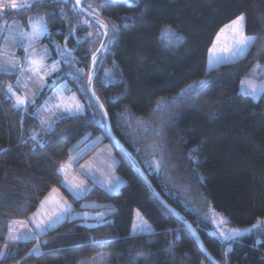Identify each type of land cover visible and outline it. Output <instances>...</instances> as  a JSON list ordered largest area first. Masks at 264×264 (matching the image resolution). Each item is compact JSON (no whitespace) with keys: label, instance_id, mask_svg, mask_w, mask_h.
Instances as JSON below:
<instances>
[{"label":"trees","instance_id":"1","mask_svg":"<svg viewBox=\"0 0 264 264\" xmlns=\"http://www.w3.org/2000/svg\"><path fill=\"white\" fill-rule=\"evenodd\" d=\"M103 2L83 0L82 7L91 3L99 8ZM73 5L74 0H42L7 14L8 19L21 20L44 14L48 34L43 40L66 46L82 69L79 78H61L77 92L85 113L65 117L43 134L31 115L33 107L24 113L6 97L4 89L14 76L0 73V251L5 253L0 264H78L102 250L114 253L117 264H212L107 136L86 88L90 61L104 30L79 24L88 18L84 13L76 16ZM241 14L246 35L255 36L257 43L246 55L231 58L226 51L232 45L231 32L219 39L217 34ZM100 19L115 27L108 28L93 91L114 136L218 264H264V226L257 224L264 221V101L241 91L250 71L264 65V0L107 1ZM165 29L183 40L170 41ZM214 41L218 63H212L209 54ZM34 133L42 144L32 139ZM86 135H101L102 144L113 149L115 172L124 180L119 193L94 185L77 199L63 186L60 166ZM158 160L159 172L148 167ZM53 189L76 211L88 202L111 212L99 224L65 220L36 240H7L9 226L27 220ZM209 208L225 216L231 227H257L223 242L210 234L212 225L205 217ZM135 212L151 231L132 234ZM37 244L40 253L35 255L31 252Z\"/></svg>","mask_w":264,"mask_h":264},{"label":"rangeland","instance_id":"2","mask_svg":"<svg viewBox=\"0 0 264 264\" xmlns=\"http://www.w3.org/2000/svg\"><path fill=\"white\" fill-rule=\"evenodd\" d=\"M36 1H42V0H31V6ZM17 2L20 3L22 2V0H17ZM31 6L27 8H31ZM20 10L23 9H9L7 10L6 14H0V25L15 24L20 26L17 29V31L28 32L29 28L27 27V24L30 19L35 21L41 17L44 18V14L37 13L26 16L27 17L26 20L8 19L7 17L8 13H16L19 12ZM8 31L9 29L7 27L3 28L4 34H7ZM4 34H0V46H4L6 44ZM44 36H42L40 40L35 43V47L38 50L44 48L48 49V58L44 61V63L46 65H50L53 62L60 61L61 57L57 54V45H59V47L63 49L62 46H60V44H58L54 40H51L50 42L44 41L43 40ZM27 44L28 41L25 39L19 41V47H14L11 40L7 41L6 53L5 55L0 56V64L5 63L8 54H11L16 59L23 62L25 57V52L23 49ZM81 74H82V69L77 65L76 56L71 54V63L70 64L63 62L60 63L59 71L53 73L50 77H47L46 80L43 81V83H46L47 85H49V87H45L42 90H40L35 96V102L29 104L26 110L22 109L23 112L25 113L28 112V110L33 107L32 108L33 112L31 113V115L38 121L43 134L50 132L53 129V127L63 118L83 115L85 113L84 107L80 112L75 111L74 105L76 103H79L82 106L83 104L81 103L80 98H78L77 92L72 91L73 87L69 84L67 78H61L66 75H71L72 78H79ZM6 75H13L14 76L13 81L9 84H15L17 78L20 76V70L19 68H17L14 73L6 74ZM248 76L261 77L262 78L260 80L261 84H259L258 81L257 85L258 86L264 85V65L255 66L250 71ZM40 83L41 81H37L36 83H30L29 86L32 90H35L39 87ZM194 86L196 85L194 84ZM194 86L192 85V87ZM242 89H245L247 91L246 86L242 87ZM58 91L61 92V96L60 98H55L56 93ZM18 94L20 93L18 92ZM28 95L31 96L30 91ZM261 95L264 96V92H258L255 99H259ZM72 97H75L74 101L71 100ZM49 101H51L50 104L48 103ZM57 103H67L70 107H72L73 109L72 113L70 114L68 111H65L63 108L58 109L54 107L53 105ZM45 106L49 108V111L45 112L43 110ZM42 120L44 121L43 123H41ZM37 135H39V133L33 134V136H35L36 138L35 140L39 144H42V137H38ZM87 137L88 135L84 136L72 148L73 151L72 155L66 162L63 163V165H67L65 171L63 172L59 171L62 176L63 186L77 199L83 198L93 188L94 185L103 188L109 194L115 195L119 193L121 186L124 184V180L121 179L115 172L116 166L118 164V160L114 155L113 149L107 143L102 144L103 138L101 135L92 137L90 139H87ZM88 153H90V155L88 157L87 156L85 157V155ZM73 183H78L82 185L84 191L79 194H76L74 191H70V188H72ZM66 184L67 186H65ZM46 198H47V203H45L43 206L40 203L38 209L27 220H23L24 222L23 225L19 223L16 224L15 232H27L29 228L33 230L32 238L22 239L19 240L18 242L36 240L37 238L44 235L48 230L56 227L58 224L62 223L65 220L68 221L80 220V223L85 226L89 224H99L102 223L105 220V218L108 216V214L111 212L105 209L97 210V207H99L98 204L88 203V202L82 203L83 210L76 211L74 210L71 203L65 198V196L58 189H55V192H53L52 190L48 195H46V197L42 201H45ZM65 204L69 206V211L61 215L59 219H56L54 222L48 224L47 228H45L43 231L37 232L35 223L29 222L31 220H35L36 222H39V220L41 219L48 220L49 217H51L54 212L59 215ZM205 217L212 225V230L210 231V234L221 241L223 240L220 238L218 231L216 230L217 227H219L220 230L223 231H231L233 229L239 230L241 232V235H239L238 237L248 234L252 229H254L252 226L244 227V228L231 227L228 225V219L225 216H223L221 213L215 212L211 208H209L206 211ZM221 220H223L225 223L220 224ZM14 222H20V221H14ZM14 222L12 224H14ZM144 224L150 226L139 215V213L135 212L133 218V225H132V234H142L149 232V231L140 230ZM134 225L136 226L135 231H133ZM8 236H9V232L7 237ZM9 241H14V240H9ZM223 242H227V241H223ZM37 248L38 250H36ZM31 253L35 255L40 253V247L38 244L32 249ZM115 257L116 255L114 253L109 252L107 250H102L93 257H91L90 259L81 261L78 264H117V262L114 259Z\"/></svg>","mask_w":264,"mask_h":264},{"label":"snow or ice","instance_id":"3","mask_svg":"<svg viewBox=\"0 0 264 264\" xmlns=\"http://www.w3.org/2000/svg\"><path fill=\"white\" fill-rule=\"evenodd\" d=\"M66 4V0H64ZM31 6V0H22V2L18 3L17 0H0V14H6L7 10L9 9H24ZM107 6V0L105 2L101 3L99 5V8L92 7V4H88V8L85 9L82 7V0H75V4L73 5V8L71 11L76 15L80 16L82 13L87 12V16L92 18L91 22L89 19H84L82 21H78L79 24L88 25L89 27L92 26V24H96L98 28L105 29L104 35H108L107 29L109 27H112L114 29V25L110 26L105 21L100 19V12L103 8ZM61 12L63 13V9H61ZM7 27L9 29L7 34L3 33V28ZM19 25H0V34L5 35V41L6 44L4 46H0V56L5 55L6 53V47H7V41L11 40L14 47H19V41L21 40H27L28 44L24 47L25 57L23 62L16 59L11 54L7 55V59L4 64H0V72L4 74H12L15 72L17 68L20 70V76L17 78L15 84H8L5 87V95L8 99L13 100V107L20 110H26L27 106L29 104H32L35 102V96L37 93L42 90L45 87H49L46 83H43V81L46 80L47 77H50L53 73L59 71V65L60 63H71V50L68 49L66 46L65 48L61 49L59 45H57V54L61 57L60 61L53 62L50 65H46L44 61L48 58V49H40L38 50L35 47V43L40 40V38L44 35L48 34V27L47 22L43 17L39 18L38 20H29L27 27L29 28L28 32L24 31H17L19 28ZM75 30V26H73L70 29V32L68 35L65 36V40L67 41L68 36L73 34V31ZM225 31H229L232 34V45L229 49H227V54L231 58H236L237 56H244L246 55V52L250 47L257 43V38L255 36H248L246 35V24H245V16L241 14L238 16L235 20L231 22L230 25L225 26L224 29H221V33L217 34V39H219L220 35L224 33ZM91 35V33H89ZM164 35L166 38H168L170 41H176L180 42L183 40V37L176 36L175 33L171 32L168 29L164 30ZM104 45L102 44V47ZM260 46L264 47V39L260 40ZM99 51V50H97ZM210 57L213 58L211 60L212 63H218L221 59L219 54L216 51V42H213V48L209 49ZM93 63H96V57H93ZM259 71V69H258ZM255 75V74H254ZM89 80L91 82V75L89 77ZM37 81H41L39 84V87L35 90H32L30 88V83H36ZM203 83V82H201ZM242 87L246 86L247 95H251L253 98H255L258 94V92H264V85H256L252 82L251 79L247 81L241 82ZM192 86L189 85V88ZM15 89V90H14ZM29 91L31 92V96L28 95ZM184 92H187L188 89L183 90ZM18 92L20 94H18ZM95 95V93H93ZM61 92L58 91L56 93L55 98H60ZM71 100H75V97H72ZM49 104L51 101L48 102ZM56 108H63L65 111H68L70 114L72 113V107H70L67 103H57L53 105ZM75 111L80 112L82 111L83 106L79 103H76L74 105ZM45 112L49 111V108L47 106L43 109ZM44 121L42 120L41 123ZM33 140H35V136L32 137ZM148 163V162H146ZM67 165H61L59 171L63 172L65 171V168ZM148 167L152 168L154 167L157 172H159L162 168L161 161H153L151 163H148ZM67 186V184L65 185ZM70 191H74L76 194H79L84 191V188L82 185L78 183H73L72 188H70ZM53 192H55V189H53ZM47 203V198L45 201H42V206ZM69 211V206L65 204L63 206L62 211L60 214H56L55 212L52 214L51 217H49L48 220L41 219L39 222H36L35 220L29 221L30 223H35V227L37 232L43 231L45 228H47L48 224L54 222L56 219H59L61 215ZM19 223L21 225L24 224L23 221L20 222H14V224L9 226V236L7 237V240H14L19 241L22 239H29L32 238L33 230L29 228L27 232H15L16 224ZM225 223L223 220L220 221V224ZM262 222L258 221L257 224H261ZM253 228H256L257 225H253ZM136 230V226L134 225L133 231ZM141 231H151L150 226L144 224L141 229ZM218 231V234L220 238L223 241H233L236 237L241 235V232L239 230L233 229L231 231H223L220 230L219 227L216 229ZM7 246V243L5 244V247ZM38 250V248L36 249ZM227 254V250L225 252V255ZM5 255L3 251H0V256Z\"/></svg>","mask_w":264,"mask_h":264},{"label":"water","instance_id":"4","mask_svg":"<svg viewBox=\"0 0 264 264\" xmlns=\"http://www.w3.org/2000/svg\"><path fill=\"white\" fill-rule=\"evenodd\" d=\"M83 1V0H82ZM101 1H105V0H101ZM107 1H123V2H127L130 0H107ZM74 4H75V0H74ZM84 15L88 18V19H92L90 17L87 16V12L84 13ZM103 29V28H102ZM105 32V29H103ZM108 31V35L105 36L103 35V38L101 40V43L99 45V47L97 48V50L99 51H95V53L93 54L91 61H90V67H89V72H88V76H87V82H86V88L87 91L89 93V95L91 96V98L93 99V101L95 102L97 109L104 121L105 124V129H106V133L107 136L113 141V143L115 144V146L120 149V151L123 153V155L128 159V161L131 163V165L133 166V168L136 170V172L138 173V175L141 177V179L143 180V182L147 185L150 193L156 198V200L168 211H170L172 213V215L174 216V218L180 223L182 224L185 228H187V230L191 233V235L193 236L198 248L200 249V251L202 252V254L208 259V261H210L212 264H218L207 252V250L205 249L204 245L202 244V241L200 240L198 234L196 233V231L194 230V228L190 225V223L182 216L180 215L177 211H175L173 208H171L169 205H167L163 199L156 193V191L153 189V187L151 186L149 180L147 179L143 169L141 168V166L138 164V162L136 161V159L130 154V152H128L126 150V148H124V146H122V144L117 140V138L114 136L111 127H110V121L108 119V116L106 114V111L104 109V107L102 106V104L100 103V101L98 100V98L96 97V95H93L94 91H93V82H94V71H95V67L98 61V58L100 56V54L102 53L105 44L107 42V39L109 37V30ZM102 44L104 45L102 47ZM96 57V63H93V57ZM91 75V82L89 80V77Z\"/></svg>","mask_w":264,"mask_h":264},{"label":"crops","instance_id":"5","mask_svg":"<svg viewBox=\"0 0 264 264\" xmlns=\"http://www.w3.org/2000/svg\"><path fill=\"white\" fill-rule=\"evenodd\" d=\"M249 80V79H251L252 80V82L253 83H255L256 85H257V82L259 81V84H261V82H260V80L262 79L261 77H256V76H249V77H246L244 80ZM243 80V81H244ZM254 80V81H253ZM241 91H242V93H244V94H246V90L245 89H242V87H241ZM247 95V94H246ZM249 96H251V95H249ZM252 97V96H251ZM253 98V97H252ZM256 98V97H255ZM254 98V99H255ZM259 98H262L263 99V101H264V96L263 95H261ZM262 224H263V226H264V221H262Z\"/></svg>","mask_w":264,"mask_h":264}]
</instances>
